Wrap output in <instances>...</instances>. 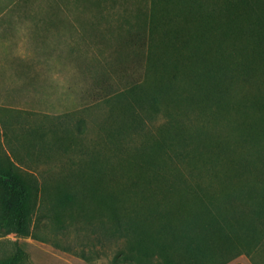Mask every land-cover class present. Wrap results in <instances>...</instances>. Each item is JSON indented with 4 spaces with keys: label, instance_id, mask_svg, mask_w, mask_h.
I'll use <instances>...</instances> for the list:
<instances>
[{
    "label": "trees",
    "instance_id": "1",
    "mask_svg": "<svg viewBox=\"0 0 264 264\" xmlns=\"http://www.w3.org/2000/svg\"><path fill=\"white\" fill-rule=\"evenodd\" d=\"M153 5L143 32L128 36L145 51L143 80L102 101L118 118L114 135L121 143L128 128L161 113L166 122L131 154L116 150V163L110 156L84 159L56 188L64 204L81 193L90 196L114 231L127 236L113 264H228L244 254L264 264L256 257L264 252V87L253 96L233 94L237 81L250 88L264 82V0ZM184 109L197 111L192 130L180 119ZM231 112L242 121L235 137L244 145L237 155L214 128ZM179 145L183 149L172 155ZM49 187L10 155L0 156V231L31 236ZM55 247L93 263L84 252ZM0 264L31 261L17 241Z\"/></svg>",
    "mask_w": 264,
    "mask_h": 264
},
{
    "label": "rangeland",
    "instance_id": "2",
    "mask_svg": "<svg viewBox=\"0 0 264 264\" xmlns=\"http://www.w3.org/2000/svg\"><path fill=\"white\" fill-rule=\"evenodd\" d=\"M153 1L19 0V4L66 6L72 11L34 15L35 85L32 88L30 77L29 95L21 85L19 106L25 109H0V156L10 155L37 175L42 184L49 181L50 186L48 197L35 212L31 236L0 231V258L9 257L18 241L28 252L31 264H91L55 246L84 252L93 259L92 264H113L115 254L127 247V236L114 231L95 200L81 193L77 202L64 204L56 185L70 171L82 168V161L92 155L110 156L116 163V150L131 154L142 145L145 135H156L166 122L161 113L137 128H128L130 134L121 143L114 135L118 118L110 116L109 107L102 101L106 93L143 80L145 51L129 43L128 36L130 32H143L155 8ZM258 81L257 88L235 82L233 94L239 91L253 96L264 87L263 80ZM195 113L184 109L180 114L191 130ZM234 113L219 118L214 128L222 144L230 148L229 153L237 155L244 143L235 137L242 121ZM227 135L231 136L230 143ZM182 149L179 145L171 153ZM186 149L190 156L192 146ZM256 257L264 258V252ZM228 264L253 262L244 254Z\"/></svg>",
    "mask_w": 264,
    "mask_h": 264
},
{
    "label": "crops",
    "instance_id": "3",
    "mask_svg": "<svg viewBox=\"0 0 264 264\" xmlns=\"http://www.w3.org/2000/svg\"><path fill=\"white\" fill-rule=\"evenodd\" d=\"M61 7L0 0V109H25L19 106L20 88L23 85L29 95L30 77L33 88L36 76L34 15L72 11Z\"/></svg>",
    "mask_w": 264,
    "mask_h": 264
}]
</instances>
